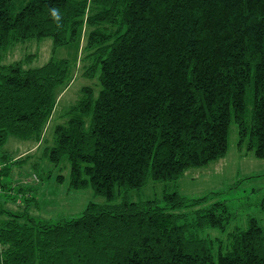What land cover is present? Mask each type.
<instances>
[{"label":"trees","instance_id":"trees-1","mask_svg":"<svg viewBox=\"0 0 264 264\" xmlns=\"http://www.w3.org/2000/svg\"><path fill=\"white\" fill-rule=\"evenodd\" d=\"M82 27L83 75L96 74L98 89L80 86L42 156L66 163L69 189L89 186L104 202L56 222L8 212L0 264H264V196L263 217L247 214L223 243L204 232H225L235 218L225 200L127 195L223 156L231 123L237 149L264 158V0H0V57L43 38L54 53ZM71 67L53 55L0 65V146L43 137Z\"/></svg>","mask_w":264,"mask_h":264},{"label":"rangeland","instance_id":"rangeland-1","mask_svg":"<svg viewBox=\"0 0 264 264\" xmlns=\"http://www.w3.org/2000/svg\"><path fill=\"white\" fill-rule=\"evenodd\" d=\"M95 6L88 4L86 14L92 13ZM78 42L57 47L51 52L50 38L39 40H19L4 51L0 57V65L14 60H21L25 66L41 65L50 56L65 57L71 61L72 80L64 87H59L56 106L47 122L46 129L39 141L20 139L8 136L0 146V218L6 217L8 212L21 215L23 220L32 216L36 220L42 219L56 222L78 216L90 201L103 203V197L97 195L89 186L82 189L68 188L69 168L64 163L53 165L42 156V150L52 143V130L57 123L65 120V110L79 93L80 86L90 84L98 89L97 76L86 77L83 72L90 64L86 59L85 40L86 30ZM226 153L210 161L205 166L189 168L184 175L172 181L148 180L139 189L128 190V198L139 199L158 198L164 191L177 190L182 196L196 198L206 196L207 203L222 199L234 211V217L225 232L208 228L204 232L210 237L218 236L226 243L227 232L234 225L245 223L246 215L263 217L257 203L264 196V158L254 156L252 150L236 147V127L230 124ZM5 157V159H4ZM18 162H13V160ZM6 160V161H5ZM8 167L9 174L4 175L3 168ZM37 173V179L34 177ZM20 188V192L17 190ZM34 198V199H32ZM32 199V200H31ZM194 207H185L182 211H190ZM264 225V222H263Z\"/></svg>","mask_w":264,"mask_h":264},{"label":"clouds","instance_id":"clouds-1","mask_svg":"<svg viewBox=\"0 0 264 264\" xmlns=\"http://www.w3.org/2000/svg\"><path fill=\"white\" fill-rule=\"evenodd\" d=\"M50 11H51V15H52L53 18H55L57 20L60 19L57 9H51Z\"/></svg>","mask_w":264,"mask_h":264}]
</instances>
